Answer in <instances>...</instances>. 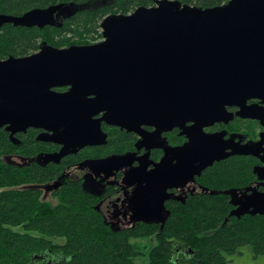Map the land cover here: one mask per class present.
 Masks as SVG:
<instances>
[{"label": "water", "instance_id": "1", "mask_svg": "<svg viewBox=\"0 0 264 264\" xmlns=\"http://www.w3.org/2000/svg\"><path fill=\"white\" fill-rule=\"evenodd\" d=\"M62 8L32 9L21 16L0 13V27L51 26ZM100 29L102 40L95 44H44L31 55L0 60V128L10 138L29 128L42 130L37 140L61 145L56 155L61 158L104 144L100 123L105 122L137 133L140 143L153 139L152 147L165 152L161 131L180 127L189 141L173 152L190 156L180 162L186 171L180 183H185L220 159L219 140L202 129L230 120L225 106L239 107L237 116L264 126V110L245 106L251 99L264 103V0H229L206 9L159 0L131 14L108 15ZM188 122L193 125L185 127ZM142 125L155 131L146 133ZM244 148L255 154L252 145ZM130 163V155H121L85 165L96 175H109ZM142 179L144 191L134 203L145 212L136 219L162 222L165 191L175 183L165 177V158ZM235 205V216L263 214L264 193Z\"/></svg>", "mask_w": 264, "mask_h": 264}, {"label": "trees", "instance_id": "2", "mask_svg": "<svg viewBox=\"0 0 264 264\" xmlns=\"http://www.w3.org/2000/svg\"><path fill=\"white\" fill-rule=\"evenodd\" d=\"M159 0H0V13L21 16L32 9L55 5L63 8L54 25L43 28L0 27V60L39 51L44 44L56 48L86 46L102 40L100 24L108 15L131 14L139 7H153ZM202 9L222 6L229 0H170ZM38 131L29 129L10 138L0 128V264H136L141 249L130 245L135 238H155L145 264H228L225 256L249 247L264 256V213L233 215L236 205L211 193L187 201L165 204V218L158 224H141L113 230L93 208L96 198L76 183L59 184L62 169L85 159L117 154L128 146L127 136L114 130L104 148L85 150L57 163L56 147L39 143ZM16 156L23 164L7 163ZM240 160L217 168L213 182L240 187ZM252 163L249 174H252ZM51 185L54 202L42 199V185ZM212 181L209 180L211 186ZM62 240V243L59 242Z\"/></svg>", "mask_w": 264, "mask_h": 264}, {"label": "flooded vegetation", "instance_id": "3", "mask_svg": "<svg viewBox=\"0 0 264 264\" xmlns=\"http://www.w3.org/2000/svg\"><path fill=\"white\" fill-rule=\"evenodd\" d=\"M68 88H56L54 91L62 93L66 92ZM255 105V109L264 110V103L260 100H247L245 106ZM237 106H225V110L228 114L231 115V119L228 121H219L215 122L209 126L203 127V133L207 135H215L220 142V148L216 147L217 151L220 154V159L214 161L212 165L206 167L205 169L198 172V174L193 175L192 178L188 179L185 183H180V181L186 176V171L180 169L181 160H190V156L186 154L179 155L173 150L178 149L184 146L189 139L186 135L181 134L183 129L180 127H174L169 131H161L160 137L165 140V152L163 149L152 147L156 142L152 139L145 144L140 143L142 137L135 132H128L125 129L116 126H109L105 122L100 123V129L103 134L106 135L105 143L101 145L85 146L83 148H77L74 151H69L67 155L57 158V163H61L64 159L69 156H75L84 153L85 150L94 149V148H104L107 145L109 140V134L114 130L123 132L127 136L125 142L126 148L123 152L117 154H109L101 157L88 158L84 161L67 166L62 169L60 175L57 177L56 181L62 179L59 184H78L85 193L96 198V204L93 205V208L100 212L103 217L104 222L113 230H128L133 227L140 226L141 224H150L153 222L150 221H137V216L141 211L145 212V208L141 205L134 203L138 193L144 191L145 184L142 183L143 177L147 175L148 172L155 170L156 166L165 158V177L173 178L174 185L168 187L165 191V199L163 202V208L161 213V218H165V204L181 202L190 200L193 197L202 196L208 193H211L208 196H220L228 200V202H242L246 200V197L250 196L252 193H264V174L261 170L264 168V162L261 158L264 157V126L261 124L260 120L242 118L236 115L239 111ZM103 113L94 117L93 119L101 118ZM192 122L185 124V127L192 126ZM38 131L40 135L43 131L35 128H29ZM27 129L24 133H26ZM141 129L146 133H152L155 131V128L148 125H142ZM18 133V134H24ZM38 141V140H37ZM43 144H50L56 147L54 153H58L62 146L51 143L38 141ZM148 146L147 147H145ZM252 145L255 147V154L251 155L246 153L245 146ZM121 155H130L131 163L127 166L120 167L112 171L109 175H105L104 172H99L96 175L88 166L85 165L87 161H97L103 160L111 156H121ZM10 158H18L16 156H10ZM228 160H240L242 163L241 170L243 181L239 184L240 187H227L229 184H216L213 182L214 178L217 175V167ZM24 163V162H23ZM21 163L20 165H22ZM252 163V174L253 177L249 174L250 164ZM15 164V163H14ZM81 169H87L88 173L82 175ZM81 175V176H80ZM80 176V177H79ZM89 177L94 184H97L98 188L101 187L100 191L97 194L87 191L83 185L84 177ZM156 177L159 178L158 175ZM209 180L212 181L211 186L209 185ZM253 188L252 191L250 189ZM122 191V194H120ZM240 198H237V194H242ZM119 195L120 202L123 203V213L125 216V225H119L118 228H115L109 221L106 220L100 205L105 199L112 195ZM43 196V192H42ZM51 200L54 202L50 193ZM161 223V222H160ZM158 222V224H160ZM139 239H153V245H140L137 243ZM131 240H134L131 242ZM62 243V240H59ZM128 243L130 245H135L141 249L143 257L140 260L135 259L136 264H145L147 259L144 257L149 253V249L155 245V238H135L129 239ZM180 248L177 249L175 255V264H180L179 259Z\"/></svg>", "mask_w": 264, "mask_h": 264}, {"label": "rangeland", "instance_id": "4", "mask_svg": "<svg viewBox=\"0 0 264 264\" xmlns=\"http://www.w3.org/2000/svg\"><path fill=\"white\" fill-rule=\"evenodd\" d=\"M4 161L7 163H15V164L23 163V160L20 158L7 157V158H4ZM80 171L82 172V175L88 173L87 169H81ZM61 181L62 179L59 180L58 182L60 183ZM83 185L87 191L94 193V194H97L101 189L100 186L96 188L97 184H94V182L89 177H84ZM40 188L42 189V192H43L42 199L48 202L52 201L50 197L51 185L50 184L42 185L40 186ZM252 190L253 188L250 189V191ZM120 194H122V191ZM244 194L245 193H242L241 195L237 194V198H240ZM119 195L114 194L108 197L100 205V208L106 220L109 221L115 228H118L119 225H125L126 223L125 216L123 213V203L122 201L120 202L119 197H118ZM133 241L134 240H131V242ZM137 243L140 245H149L150 247L153 245L154 242H153V239H139L137 240ZM225 257L228 261V264H264V256L255 257L252 254L249 247H243L239 249V251L236 254L231 255V256H225Z\"/></svg>", "mask_w": 264, "mask_h": 264}]
</instances>
